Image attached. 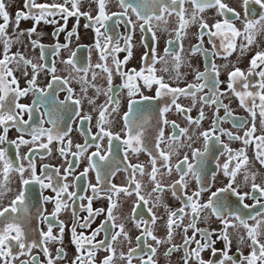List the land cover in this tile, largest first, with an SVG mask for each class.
I'll return each instance as SVG.
<instances>
[{
	"label": "snow or ice",
	"instance_id": "1",
	"mask_svg": "<svg viewBox=\"0 0 264 264\" xmlns=\"http://www.w3.org/2000/svg\"><path fill=\"white\" fill-rule=\"evenodd\" d=\"M94 2L97 5L95 16L89 12H81L80 0H63V3L25 0L24 7L28 11H18L13 21L5 0H0V200L12 191L8 187L11 173L18 174L20 185L6 206L0 204V264H56L57 261L64 260V248H57L53 256L48 245L63 242L66 224L59 216L70 206L73 213L71 243L76 251L71 264H97L96 254L100 250L107 253L100 264H115V243L122 238L129 245L132 244L130 229H126V222L129 220L139 234L135 236V247H129L127 253H119L118 260L121 264H133L134 259H139V264H157L154 259L157 247L149 241L157 246L171 244L177 229L182 230L183 244L179 247L171 244L164 255L170 256L183 248V264H190L192 260H195L196 264H264V232L261 231L264 225V183H256L257 174L247 170L249 157L246 153L247 147H254L255 159L264 165V50H258L251 56L246 71L233 64L232 70L227 72L225 90H221V84L225 83L219 78L221 66L217 65L214 59H207L211 56L227 60L238 48L241 55L251 51L255 33L264 30V0H240L242 17L240 12L223 0H136L135 3L131 0H116L120 11L113 12L107 11L111 0ZM186 3L191 4V10L185 7ZM208 9H215L221 19H216L210 24L201 15ZM56 16L64 20L65 26L69 17H76L77 25L81 16L88 21L84 27L91 28L95 34L93 47L98 53L97 63H91V48L83 59L79 58L78 49L71 50L67 59L61 60L68 76L56 74L55 57L59 56L61 49H68L69 43H56L52 46L50 55L53 59L49 62V53L46 51L48 46L39 39L32 38L37 32L36 26L42 21L45 24H57V20L49 19ZM173 16L176 26L169 29L168 18ZM21 19L34 21L33 27L26 33L16 31ZM237 20L241 21L242 28L236 26ZM194 24L199 26L198 43L191 47L190 54L199 53L206 58V62L202 71L194 70L193 82L181 87L179 82L184 76L180 68L185 62L181 56V41L188 28ZM121 25L125 28L124 34L117 31ZM10 26H13L15 39L8 34ZM137 27L143 34L141 42L146 51L141 56L139 70H125V65L132 57V40ZM63 31V26L58 27L54 35ZM157 31L175 34V39L167 41L169 46L165 47L164 56H159L155 47L158 41ZM25 34L28 37L26 46H30L32 50L39 49V60L42 63H34L22 51H11L14 45L24 43L20 38ZM73 35H77L75 27L68 32L65 39L70 42ZM205 36L208 37L210 49L204 47ZM121 40L124 42L123 47ZM148 40L151 43H148ZM120 52L127 53L123 60L118 58L117 54ZM167 57H171V61ZM157 63L172 64V74L169 76L171 82L166 81L164 76L157 75ZM222 67L227 68L228 65ZM160 71L168 72L169 69L165 67ZM42 73L48 76V82L44 86L40 85L38 79ZM89 73L91 80L88 79ZM98 76L106 79L107 88L103 92L101 86L95 83ZM114 76L121 79L120 85H114ZM21 77L25 80L24 87H21ZM72 80L80 85L79 94L70 86ZM89 88L94 89L97 96L103 94L106 97L105 103L96 105L95 98L87 95ZM143 89H154V94L146 95ZM124 90L127 96V110L120 115V131L114 132L112 125L116 115H119L120 108L118 95ZM60 92L66 93L63 99L59 98ZM227 93L234 95L239 100L240 107L252 118L251 126L246 128L243 135H235L221 126L226 120H231L232 127L237 129L245 128L247 124L246 120L234 116L229 105L224 103L222 98L226 97ZM30 94L33 96L30 104L20 102L21 98ZM180 97H191V106L185 107L178 103ZM84 100L95 106L93 111L97 113V130L94 133L90 126L87 129L83 127L85 123L91 125L93 120L92 115L82 114ZM162 100L163 105L159 103ZM197 104L200 106L198 116L193 118L190 113ZM206 107L214 108L213 118L210 127L199 131L198 136L195 130L189 134L188 127L182 128L175 120L167 118V114L175 109L178 114L184 116L189 126L199 129L205 119ZM42 108L44 111H41ZM221 109L224 111L223 116L219 114ZM152 114L155 118L154 125L149 119ZM257 114L262 130L260 135L256 134ZM76 120L80 122L77 130L85 139L83 143L75 144L73 150V141L69 138L73 129L69 121L74 123ZM61 121L63 127L60 126ZM45 124L51 126L45 127ZM168 126H171L172 131L166 137L165 128ZM10 129L19 133L15 139H9ZM149 129L153 133L151 136ZM26 136L29 138H25ZM222 136H227L229 140L241 141L245 147L234 151L222 141ZM194 138L202 139V150L192 147ZM149 140L151 147L147 143ZM185 140L189 143L185 144ZM54 142L59 144L57 150L64 158L66 166H61V171V167L45 164L38 172L36 157L50 155V145ZM213 145H220V155L227 153L222 165L217 158L216 168L222 169L223 175L229 179L224 187L211 191L207 200L201 202L202 193L210 191L203 176L206 170L205 159ZM22 146H28L27 153L23 155L20 152ZM184 147L191 149V157L197 163H191L187 153L182 159L179 157V151ZM92 148L95 150L89 152ZM140 153H146L148 156L150 171L147 175L153 185L147 198L143 194V188L147 185L137 179V175L143 177L146 174L145 164L129 161L130 154L138 156ZM174 156L177 158L175 163ZM81 158L87 160V167L76 174ZM117 158L124 163V171L128 173L124 186L111 182L112 176L119 171ZM173 171L178 179L171 184L165 185L158 179L164 175L171 176ZM90 172L95 174V183L89 179ZM241 172L244 184L234 186ZM215 176L214 171L212 178ZM188 177L194 178L197 185V190L191 194L186 191ZM249 180L250 191H241V187H246ZM89 189L92 195H80L81 191L86 192ZM45 190H50L54 195H45ZM166 190L171 191L172 196L180 202V207L173 209L165 203L161 194ZM102 194L108 201L107 208L94 209L93 200L100 198ZM121 194L125 197L135 196V199L130 214L121 213L117 216L115 213L121 206L114 197L118 198ZM152 194H156L154 200ZM231 197L236 198L235 203ZM246 198L252 199L254 203H245ZM84 200L87 203H80L79 210L87 215L82 218L83 222L79 223L75 206L78 201ZM47 204H52L51 212L47 211ZM257 206L259 210L253 214L249 209H256ZM159 208L164 209L166 220L154 211ZM32 209H35V219L38 223L45 224L46 230L30 226L33 219ZM205 211L209 213L208 216H202ZM102 214L104 220L89 235L77 232V226L82 229L91 228L96 218ZM212 217L222 225L217 239L223 240L224 248L219 251L215 247L216 240L212 239L216 230L209 232L208 229L197 226L202 220L207 222ZM185 218H188L186 224ZM117 220L123 222L117 223ZM161 220H164L166 239L158 238L155 234V228ZM249 221L254 223L250 224ZM240 227L245 231L236 236L237 243L243 245L247 242L250 251L244 255L238 248L237 259L229 255V229L237 230ZM54 228L58 229L57 233H54ZM190 230L192 234L188 235ZM32 233H35V236ZM101 233L104 234V239L98 240L97 237ZM35 249H39L43 254L44 262L40 260L39 255H33ZM206 250H210L212 256L207 260L201 255ZM218 255L220 259L216 260Z\"/></svg>",
	"mask_w": 264,
	"mask_h": 264
},
{
	"label": "flooded vegetation",
	"instance_id": "2",
	"mask_svg": "<svg viewBox=\"0 0 264 264\" xmlns=\"http://www.w3.org/2000/svg\"><path fill=\"white\" fill-rule=\"evenodd\" d=\"M37 3H63V0H36ZM131 2L135 3L136 0H131ZM223 2L227 3L230 7H233L236 9V11L241 13V17L243 16V11L242 8L240 7V0H223ZM6 8L7 11L9 12L12 20H15V15L18 11H28L24 5H25V0H5ZM185 7L191 10V4L186 3ZM80 10L81 12H89L93 16L96 15L97 12V5L94 2V0H80ZM107 11L113 12V11H120L116 0H111V2L108 4ZM130 15H132L130 13ZM205 20H207L210 24L214 22L216 19H221L216 14L215 9H208L204 13L201 14ZM230 15V14H229ZM132 18L135 19V16L132 15ZM49 19H55L57 20V24H45L43 21L36 26L37 32L36 34L33 35V39H39L41 43L44 45L48 46L46 48V51L49 53L48 55V61L51 62L53 57L50 55L52 51V46H54L56 43L64 44V43H69V48L68 49H61L59 56L55 57V62H56V67H57V75L62 76V77H67L68 72L65 71V65L61 63V60L67 59V57L70 54L71 50H77L78 49V56L80 59L85 58L88 55V49L91 48V63L95 64L98 62V53L93 47L94 42H95V34L91 28H85L84 25L88 23V21L83 17H79V24L77 25V18L76 17H69L67 20V24L65 26L64 20H62L59 16L56 17H49ZM169 19V24L167 27L169 29H174L176 26V19L175 17H170ZM111 23V22H109ZM235 24L238 28H242L241 21L237 20L235 21ZM34 25V21L31 19H21L19 29L16 31H24L25 33L27 32L28 29L32 28ZM64 27L63 32H59L58 35H54L55 30L58 27ZM76 28V33L77 35H73L71 37L70 42L67 41L65 38L68 34V32H71L73 28ZM8 34L12 36L13 39H15V35L13 32V26H10L8 28ZM117 31L121 34L125 33V28L123 25L120 26ZM198 32H199V26L198 24H194L190 26L187 30L186 36L183 37L181 43L183 45V52L181 53L182 59L185 61L180 68V72L184 76V79H182L179 82V86L183 87L185 86L186 83L193 82L194 79V70L199 69L203 70L204 64L206 62V58L202 56L201 54H196V55H191V47L194 44L198 43ZM142 33L139 31V28L135 30L133 34V40H132V57L129 59L127 65H125V70L130 69V68H136L139 70L141 67V56L143 53L146 51L144 48L141 38H142ZM157 38L158 41L155 45L157 54L159 56H164V49L165 47H168L169 45L167 44V41L169 39H175V34L174 32L170 35L168 32H161L157 31ZM21 41L24 43L21 44H16L12 47L11 51L16 52V51H22L27 58L31 59L34 63H42V61L39 60V49L32 50L30 46H26L28 37L25 34L22 36ZM121 47L124 46L123 40H121ZM148 43H151L150 40H148ZM239 44V41H238ZM82 46V47H81ZM217 46H219V41H217ZM178 50V47L176 45L173 46ZM204 47L205 48H211V45L208 44V37H204ZM0 50H2V44H0ZM258 50H264V30H260L255 33V42L251 46V51L246 52L244 55L240 54L239 48L237 49L236 52H233L231 56L228 57L227 60L221 58V57H211L209 56L207 59L210 60H215V63L219 66H221V75H220V80L224 81L225 83L221 84V90L226 89V82H227V72L232 70L233 64L235 66L240 67L242 70H247L248 65H249V60L251 59V56L254 55V53ZM118 58L123 60V58L127 55L126 52H120L117 54ZM169 61H171V57H167ZM109 64H111V59L109 58ZM227 64L228 67L224 68L222 67L223 65ZM157 68V75L164 76L165 80L168 82L169 81V76L172 74V64L169 63L167 65H164L163 63H157L155 65ZM167 67L169 69L168 72L160 71V69H163ZM29 71L31 69L29 68ZM19 76L20 74L17 73ZM74 75H79L75 74ZM39 83L41 86H44L48 82V76L45 73H42L39 76ZM88 79L91 80V73H89ZM20 83L21 87L26 86L25 80L21 77L20 78ZM95 83L99 86H101L102 92L106 90L107 84H106V79L101 78L100 76L97 77ZM122 83L121 79L118 76H114V85H120ZM71 87H73L76 92L79 94L80 92V85L75 82V80L71 81ZM173 86H176L173 84ZM146 95H152L154 94V89L153 90H148V89H143ZM59 98L63 99L64 96L66 95L65 92H60ZM88 97H94L95 98V103L96 105L104 104L106 97L103 94L96 95L95 90L92 88L88 89L87 93ZM33 96L30 94L27 97L21 98V103H26L30 104L32 102ZM118 99L120 100V108H119V115H116L115 122L112 125V131L114 132H119L121 127H122V121L120 120V115L123 114L124 111L127 110V96H126V90L119 92ZM167 99V98H165ZM225 104H228L230 109L233 112V115L244 119L247 121L246 127L245 128H233L232 127V122L231 120H226L221 126L231 132H233L235 135H243V132L246 130L247 127L251 126L252 118L249 115L247 111H245L244 108L240 107L239 100L232 95L231 93H227L226 97L222 98ZM161 105H163L164 101H159ZM178 103L185 107H190L192 104L191 97H180L178 100ZM94 105H89L87 100L83 101L82 105V114H90L93 117V120L91 121V125L85 123L83 127L87 129L89 126L92 129V132L94 133L97 129L95 126V121H96V116L97 113L93 111ZM199 104H197L196 108H193L192 112L190 115L193 118H196L198 116V109H199ZM41 111H44V108L41 109ZM213 113H214V108H205V119L201 122V127L199 129H195V126H189L187 121L185 120L183 115L178 114L175 109H173L171 112L167 114V118L169 120H175L177 124L180 125V127H188L189 128V134L193 133V130H195L196 135L198 136L199 131H202L204 129H207L211 125V120L213 118ZM221 116L224 115L223 109L220 110L219 113ZM25 119H27V115H25ZM47 119V118H45ZM65 119H67L65 117ZM75 119V118H74ZM149 119L151 123L154 125L155 124V118L154 114L149 116ZM69 123L72 124V132L70 133V139L73 141V150H75V144L77 143H83L84 142V136L81 135L80 131H78V127L80 126L79 120H76L74 123L69 121ZM51 125L45 124V127H50ZM60 126L63 127V121H61ZM256 126H257V135L262 134L261 126H260V117L259 114H257L256 118ZM172 129L171 126H168L165 128V136L167 137L171 133ZM152 130L149 129V135L151 136ZM19 133L15 131V129H10L9 131V139H15ZM29 138V137H25ZM222 141L224 143H227L230 148H232L234 151L239 150L240 148L245 147L241 141H235V140H229L227 136H222ZM107 141H104V144L106 145ZM148 146L151 147V140L147 141ZM185 144L189 143L188 141H184ZM193 148H200L202 150L203 148V141L202 139H195L194 141L191 142ZM52 152L50 155H43L42 158L41 156L36 157V163H37V170L39 172V169L47 164L52 167H61V166H66L64 158L61 157L58 153V147L59 144L54 142L52 145H50ZM164 147V145H162ZM95 149H89V152L94 151ZM28 151V146H22L20 149L21 155L27 153ZM221 147L220 145H213L211 147L209 155L205 159V164H206V170L204 171V182L206 185L209 186L210 191L204 192L201 195V202H204L207 200L208 196L210 195L211 191H215L217 188L224 187L227 182H228V177H225L223 175V171L217 170L216 164H217V158L218 162L222 165L226 158H227V153L224 155H220ZM187 153L189 155V161L191 163H197V161L193 160L191 157V149L188 147H184L180 149L179 151V157L182 159L183 155ZM246 153L249 157V164L247 166V170L249 172H255L257 174V180L256 183H264V165H261L258 160L255 159V149L254 147H247L246 148ZM123 154V149H121V156ZM87 155V154H86ZM69 159H72V157H69ZM176 157H173V163L176 162ZM129 161L131 163H143L145 164V175L143 177H140L137 175V179L142 181V184L147 185V187L143 188V194L147 198V194L151 191V187L153 186L149 180V177L147 173L150 171V166L147 164L148 161V156L146 153H140L138 156L137 155H129ZM26 164V162H25ZM117 164L119 165V171L115 173L114 176L111 178V182L116 184L117 186H124L127 183V178H128V173L124 171V163L120 162V159L117 158ZM87 167V160L84 158H81V162L79 167L76 169V174L79 172L83 171V169ZM61 171H63V168L61 167ZM216 172V176L213 179L212 178V173ZM27 175V174H26ZM0 179H2V176H0ZM89 179L91 180L92 183H95V174L94 173H89ZM164 183L165 185L171 184L174 182L176 179H178L177 174L175 171H173L171 176H160L158 177ZM188 188L186 191L191 194L192 191L197 190V185L195 183L194 178L188 177ZM71 180V178H70ZM244 180H243V172L238 174L237 179H236V185H243ZM250 184L251 181H248V184L246 187H241V191H250ZM19 177L18 174L16 173H11L10 174V182L8 184V187L12 190L11 192L7 193L2 200H0V204L2 205H7L14 197V194L19 188ZM70 190H76V189H70ZM45 195H54L51 193L50 190H45L44 192ZM80 195L84 196H89L92 195L91 190H87L86 192L81 191ZM163 200L165 203H167L169 206H171L173 209L180 207V202L172 196V193L170 190H166L164 193L161 194ZM156 194H152V200L155 199ZM114 199L118 200V203L120 204V208L116 211V215L120 216L121 213L123 214H130L131 213V208H132V203L135 199V196L133 197H125L123 194H121L118 198L114 197ZM233 203H235V197L230 198ZM245 203L252 205L254 201L252 199L246 198ZM84 203L86 204L87 201H78L76 204V212H77V217L79 218V223L83 222V217L87 215L86 212H82L79 210V204ZM108 201L106 198H104L103 194L101 195L100 198L94 199L93 200V208H107ZM47 208L48 212L52 211V204H47L45 205ZM250 211L255 213L256 210H259V206H257L256 209H249ZM156 211V214L158 216H163L166 220V213L163 208L159 209H154ZM33 212V219L30 222V226L32 228H44L46 230L47 226L42 223H38L37 220L35 219V209H32ZM209 213L205 211L202 216H208ZM104 215L102 214L101 216L97 217L96 220L93 222L91 228L88 229H82L77 226V232H84L86 235H89L93 229H95L103 220H104ZM147 218V217H146ZM59 219L64 221L66 224V230L64 233V238L63 242H55V243H50L49 249L52 255L54 256L56 253L57 248H64L66 252V257L64 260L57 261L56 264H71V261L75 259L76 251H75V246L71 243V228L73 226V213H72V207L70 206L68 209L64 210L60 216ZM259 219V218H258ZM123 222L121 220H117V223ZM184 223H188V218H185ZM250 224H253L254 221H249ZM200 228H206L208 229L209 232H213V230H216V232L212 235V239L216 240L215 247L217 250H222L224 248V242L223 240H218L217 236L219 234V229L222 227L220 222L216 220L215 217H212L207 220V222H204L203 220L198 223L197 225ZM126 229H130V235L132 237V244L129 245L127 241L121 240L117 241L114 245L116 248V253H117V259L115 261V264H121V262L118 260L119 253L121 251H124L127 253V249L129 247H135L136 241H135V236L138 235V231L132 226L131 220L126 222ZM244 229L242 227L238 228L237 230L234 229H229V238L231 240V247L229 250V255H233L237 259H239V256L237 254V250L243 252L244 255H247L250 251V249L247 246V242L243 245H240L237 243L236 236L239 234L244 233ZM261 231L264 232V225H262ZM58 229L54 228V233H57ZM155 234L158 236V238L161 239H166V228L164 227V220H161L158 222L156 228H155ZM191 230L189 231L188 235H191ZM33 236H35V233H32ZM97 239H104V234L101 233L100 236L97 237ZM197 239H199V236H197ZM264 239V237H262ZM149 243H153L154 247H157V253L154 259L157 261V264H183V248H180L179 251L173 252L170 256H165L164 253L168 250L169 247H171V244H175L178 247L183 244V233L181 229H177L173 235V239L171 241V244L169 243H164L159 246L155 245L154 242L149 241ZM192 247H195V245H192ZM147 249H145V252ZM142 253H138V255H141ZM33 255H39L40 260L42 262L45 261V257L43 254L40 252L39 249L33 250ZM107 255V253L103 250H100L96 254V262L97 264H100V261L103 260L104 256ZM202 257L207 260L212 258L211 256V251L206 250L203 252ZM146 258V257H145ZM22 259H29V257H22ZM216 260L220 259V256L218 255L215 257ZM18 264V262H17ZM126 264V262H125ZM133 264H139V259H134ZM190 264H196L195 260L190 261Z\"/></svg>",
	"mask_w": 264,
	"mask_h": 264
}]
</instances>
